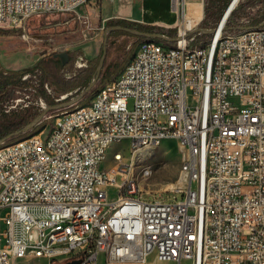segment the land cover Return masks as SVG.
<instances>
[{
    "label": "built area",
    "instance_id": "built-area-1",
    "mask_svg": "<svg viewBox=\"0 0 264 264\" xmlns=\"http://www.w3.org/2000/svg\"><path fill=\"white\" fill-rule=\"evenodd\" d=\"M242 1L230 0L215 32L205 33L187 1L172 0L174 48L140 46L88 111L46 116L53 124L39 138L0 146V208L10 209L0 264H147L152 255L174 264H264V25L253 35L232 25ZM86 2L0 0V26L78 13ZM218 32L228 40H215ZM114 137H128V148L113 153V171L102 170ZM170 139L185 149L186 188L147 201L122 151L132 156ZM130 210L140 220H127ZM113 211H122L117 225ZM130 223H138L134 236Z\"/></svg>",
    "mask_w": 264,
    "mask_h": 264
},
{
    "label": "rangeland",
    "instance_id": "rangeland-1",
    "mask_svg": "<svg viewBox=\"0 0 264 264\" xmlns=\"http://www.w3.org/2000/svg\"><path fill=\"white\" fill-rule=\"evenodd\" d=\"M116 0H87V2L78 10V13H56L50 15H35L29 18L22 28H10L0 26V29L12 31L10 35H0V63L7 71H22L33 68L43 59L50 60L57 53H69V60L63 70L58 75L62 79H71L79 77L77 82L84 81V74L90 72V68L96 66L99 62L101 51L103 49L106 28V19L108 17H120L122 14L113 4ZM188 2L194 0H186ZM141 6L146 12V18L149 20L159 19L173 22L176 14L172 9V0H142ZM111 13V14H110ZM264 14V0H243L232 18V25L240 24L241 27H253L254 20L262 17ZM150 15V17H149ZM231 25V26H232ZM109 29V28H108ZM156 33H165L157 30ZM111 46L108 51L107 64L114 63V68L118 71L123 70L128 62L138 51L139 46L143 44L148 37L139 36L124 31L115 30L111 35ZM159 41V40H157ZM160 42V41H159ZM86 63V66L80 68L78 63ZM49 67L44 65L42 70L44 74L48 73ZM42 72L37 75L28 74L25 77L34 81V88L16 92V99L10 102V109L16 108L19 104L33 100V94L38 86ZM24 80V78H23ZM99 86V80L93 90ZM47 91L56 98V101L67 102V100L76 97L79 88L69 92L60 93L57 87L46 84ZM91 93V92H90ZM91 100V99H90ZM40 105L47 107L43 100H38ZM43 102V104H42ZM89 102V101H88ZM85 103L81 102L67 109L50 112L49 115H57L63 111H71L81 107ZM86 103L85 105H87ZM83 106V105H82ZM134 106V99H129V108ZM54 119H43L38 126V130L30 136L39 134L44 129H49ZM18 137V136H16ZM29 137V136H27ZM24 137L22 139H25ZM14 138V137H13ZM9 139L6 144L12 143ZM20 139V140H22ZM18 140V141H20ZM16 141V142H18ZM128 141H123L113 145L107 154V158L102 165V170L113 168V153L120 149L128 148ZM126 156V162L131 164V171L128 175L137 181L143 194V199L151 201L156 196L173 197L174 191L178 188H186V181L182 174L185 149L178 140H165L158 146H150L138 152L136 155H129L127 151H122ZM149 167L152 171L150 176L144 177L142 171ZM119 184L122 178H118ZM111 198L117 196V188L110 189ZM177 199H182V194L176 195ZM9 208H0V239L3 243V234L7 227L4 218L7 216ZM15 264H48L44 259H35L31 261L17 260ZM147 264H174L171 262H159L155 255L149 257Z\"/></svg>",
    "mask_w": 264,
    "mask_h": 264
},
{
    "label": "trees",
    "instance_id": "trees-1",
    "mask_svg": "<svg viewBox=\"0 0 264 264\" xmlns=\"http://www.w3.org/2000/svg\"><path fill=\"white\" fill-rule=\"evenodd\" d=\"M229 3L230 0H206L205 18L201 22L199 28L205 33H207L209 30H213L215 28L216 23L220 20L224 11L227 9ZM253 24H254L253 27L263 26L264 14L262 17L255 19ZM117 26L137 30L146 34H157L156 31L159 30L156 27L134 23L125 19L114 18L107 20V24H106L107 29ZM114 31L115 30L111 31L108 35V51L111 46L110 38ZM10 34H12V31H6L0 29V35H10ZM159 34H162L167 38L174 39L176 36V30L170 29L167 33H159ZM102 51H101V55H102ZM101 55H100V59H101ZM98 64L90 68V72L84 74V81L82 83H79L77 82L79 77H75L71 79H62L58 75L59 71L63 70L65 66L62 65V62L59 58H54V56L52 57L51 61L47 59H43V61L38 63V65H36L35 67L22 71H7L0 63V140L10 136L15 132L22 130L35 118L40 116L47 108L51 106H55L59 103H63V101H56V98L48 93L46 84L57 87L58 92L64 94L72 92L79 88L80 90L79 93L77 94L79 95L95 80ZM44 65H47L50 68L48 73L46 72L45 75H43L44 71L42 70ZM113 65L114 63L107 64V59H106L104 68L100 74L99 86L97 87V89L92 90L91 93L84 98L85 103L82 105L88 103V101H90V99L104 85L112 82L114 78L121 72L118 71L116 68H114ZM39 71L42 72V75L40 76V80L37 83L38 86H36L35 89L36 93L33 94V100L29 101V104L27 105V101L26 99H24V104H19L16 108L10 109L11 107L10 102L16 99V92H18V90L24 91L29 88H34L33 85L34 81L32 79L23 80V78L28 74L37 75ZM74 98L75 97L67 101H71ZM39 99L43 100L46 103L47 107H43L42 105H40V103L38 102ZM38 128L39 127L35 128L33 131L29 133L19 135L18 137H14L12 139L13 141L11 142H15L24 137L30 136L33 132L38 130Z\"/></svg>",
    "mask_w": 264,
    "mask_h": 264
},
{
    "label": "bare ground",
    "instance_id": "bare-ground-1",
    "mask_svg": "<svg viewBox=\"0 0 264 264\" xmlns=\"http://www.w3.org/2000/svg\"><path fill=\"white\" fill-rule=\"evenodd\" d=\"M193 17L196 18V20H200L202 17V11L201 8H197V10L195 9V11L193 10ZM253 34H258V27H247L245 28V35H253ZM215 40L218 41H226L228 40V32H218L215 33ZM160 46V48H174V46L156 41V40H148L145 41L143 44H141V46ZM180 52L182 53H190V45H180ZM80 67H83L82 63H79ZM97 95H104V87H102L98 92ZM89 110V103L87 105H83L81 107H77L76 111H88ZM42 133V132H40ZM40 133L36 134V135H32L29 136L25 139H22L16 143H27L30 141V139H37L40 137ZM128 141V137H114V142L113 145L115 144H119L123 141ZM161 143H154L152 146H158ZM113 145H106L105 146V153H104V157H103V163L107 158V154L109 149L113 146ZM120 152V151H117ZM151 169L149 167H145L142 171V175L144 177H146L147 171H150ZM106 171H113V168H110L109 170ZM151 173H149L147 175L150 176ZM182 174L185 176L186 175V159L184 157V161H183V166H182ZM122 218V211H113L110 215V225H117V223L119 221H121ZM127 220H140V211L138 210H130L127 211ZM69 228H77V221H69ZM135 232H138V223H130L128 228H127V236H134Z\"/></svg>",
    "mask_w": 264,
    "mask_h": 264
},
{
    "label": "water",
    "instance_id": "water-1",
    "mask_svg": "<svg viewBox=\"0 0 264 264\" xmlns=\"http://www.w3.org/2000/svg\"><path fill=\"white\" fill-rule=\"evenodd\" d=\"M113 30H120V31H124L127 33H131V34H135V35H139V36H145L148 38H152V39H159V40H164L167 42H175V39H171V38H167L166 36L162 35V34H146L137 30H133V29H129V28H125V27H112L106 30L105 32V39H104V44H103V51H102V55H101V59L99 61L98 64V68H97V74H96V78L95 80L85 89L83 90L79 95H77L74 99H72L71 101H67V102H63V103H59L55 106H51L49 108H47L40 116H38L37 118H35L31 123H29L26 127H24L22 130L15 132L13 134H11L10 136L1 139L0 140V146L5 144L9 139L19 136V135H23L26 133H29L31 131H33L35 128H37L41 122L43 121V119L52 111H57V110H62V109H67L69 107H73L76 104H78L79 102H81L85 97H87L90 92L93 90V88L96 86L99 78H100V74L104 68L105 65V61L107 59L108 56V35L111 31ZM199 31H202L201 29H199ZM215 30H209L207 33H214ZM149 39V40H150ZM69 53L67 52H63V53H57L54 55V58H59L62 62V65L65 66L66 63L69 60ZM64 264H81L80 261H73V262H68V263H64Z\"/></svg>",
    "mask_w": 264,
    "mask_h": 264
},
{
    "label": "crops",
    "instance_id": "crops-1",
    "mask_svg": "<svg viewBox=\"0 0 264 264\" xmlns=\"http://www.w3.org/2000/svg\"><path fill=\"white\" fill-rule=\"evenodd\" d=\"M205 2L206 0H194L191 2L187 1L188 4V9L193 12V10L195 11V9L197 10V8H201L202 11V19L205 18ZM116 6L115 11L119 10L121 12V16L120 17H108L106 19L110 20V19H125L134 23H139L142 25H148V26H152V27H156L159 30L164 31L165 33H167L170 29H173L176 21H177V15L175 17V20L173 22H168L165 20H159V19H154V20H148L146 17V12L143 9V7L141 6L142 4V0H116L115 3H113ZM111 14V13H110ZM150 17V15H149ZM203 21V20H202ZM175 39V38H174ZM151 40H155V39H151ZM159 40V39H157ZM156 40V41H157ZM148 41V40H146ZM161 41V40H159ZM165 42L168 43V45H173V42H167V41H162V43ZM141 46V45H140ZM139 46V48H140ZM174 46V45H173ZM139 50V49H138Z\"/></svg>",
    "mask_w": 264,
    "mask_h": 264
}]
</instances>
